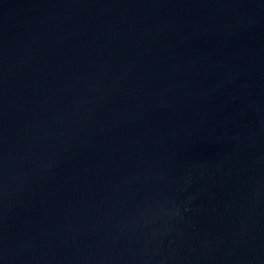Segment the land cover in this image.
Returning <instances> with one entry per match:
<instances>
[{"label": "water", "instance_id": "95a60500", "mask_svg": "<svg viewBox=\"0 0 264 264\" xmlns=\"http://www.w3.org/2000/svg\"><path fill=\"white\" fill-rule=\"evenodd\" d=\"M0 264H264V0H0Z\"/></svg>", "mask_w": 264, "mask_h": 264}]
</instances>
